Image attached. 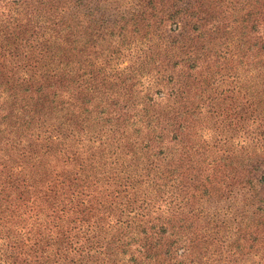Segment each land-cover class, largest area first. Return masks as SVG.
<instances>
[{
    "label": "rangeland",
    "instance_id": "obj_1",
    "mask_svg": "<svg viewBox=\"0 0 264 264\" xmlns=\"http://www.w3.org/2000/svg\"><path fill=\"white\" fill-rule=\"evenodd\" d=\"M58 11L77 41L11 113L56 128L8 163L0 264H264V0Z\"/></svg>",
    "mask_w": 264,
    "mask_h": 264
},
{
    "label": "trees",
    "instance_id": "obj_2",
    "mask_svg": "<svg viewBox=\"0 0 264 264\" xmlns=\"http://www.w3.org/2000/svg\"><path fill=\"white\" fill-rule=\"evenodd\" d=\"M70 1V2H67ZM79 2L85 5L89 0H0V195L11 198L12 194L19 192L18 186L9 184L17 181L20 172H10L8 163H12V156L16 154L21 157L30 158L37 148L40 134L50 135V130L56 127L46 124L49 128L43 129L41 125L30 119L25 121L27 124H20L18 114L13 116L11 113L22 109L21 104L24 83L36 80L38 86H43L42 72L47 78L57 82L58 77L55 67L50 66V61L57 62V58H52L51 50L45 48V44H50L54 38L58 43L66 44L68 38H72L70 44L77 41V36L73 32V26H65L60 31L56 20L49 16L54 12L64 13V7L69 3ZM47 4V9L44 6ZM48 16V17H47ZM51 47V46H49ZM36 56L32 58V56ZM32 59V60H31ZM45 63L41 64L40 61ZM54 63V62H53ZM28 74L26 79L16 77L18 72ZM37 74L36 78L29 74ZM39 89L36 85L32 92ZM33 111V113H35ZM39 119V118H38ZM39 121V120H38ZM26 126V127H23ZM52 127V128H50ZM68 132H74L76 127L66 124ZM60 129V127H58ZM61 130V129H60ZM34 131H38L37 133ZM57 131V130H53ZM35 136H34V135ZM49 138V137H48ZM47 138V139H48ZM41 150V148H39ZM17 151H20L18 153ZM46 152V150H41ZM20 164H18L19 166ZM26 172L22 174L25 178ZM4 193V194H3ZM22 196V193H16ZM148 237L143 238L146 240Z\"/></svg>",
    "mask_w": 264,
    "mask_h": 264
}]
</instances>
